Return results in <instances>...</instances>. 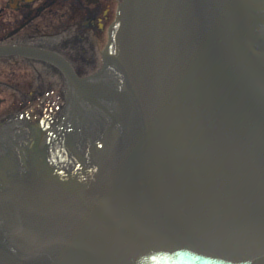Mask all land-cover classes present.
I'll return each instance as SVG.
<instances>
[{"label": "water", "instance_id": "obj_1", "mask_svg": "<svg viewBox=\"0 0 264 264\" xmlns=\"http://www.w3.org/2000/svg\"><path fill=\"white\" fill-rule=\"evenodd\" d=\"M49 143L0 158V264H264V0H121Z\"/></svg>", "mask_w": 264, "mask_h": 264}, {"label": "flooded vegetation", "instance_id": "obj_2", "mask_svg": "<svg viewBox=\"0 0 264 264\" xmlns=\"http://www.w3.org/2000/svg\"><path fill=\"white\" fill-rule=\"evenodd\" d=\"M119 2L0 0V50L6 51L0 52V154L27 127L38 124L48 136L59 125L70 91L50 57L64 61L79 79L92 75Z\"/></svg>", "mask_w": 264, "mask_h": 264}]
</instances>
